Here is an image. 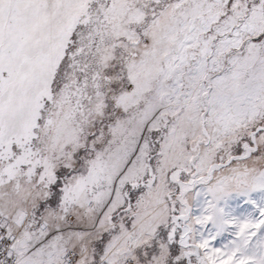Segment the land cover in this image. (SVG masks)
<instances>
[{
  "label": "snow or ice",
  "instance_id": "obj_1",
  "mask_svg": "<svg viewBox=\"0 0 264 264\" xmlns=\"http://www.w3.org/2000/svg\"><path fill=\"white\" fill-rule=\"evenodd\" d=\"M255 192L264 0H0V264H264Z\"/></svg>",
  "mask_w": 264,
  "mask_h": 264
},
{
  "label": "rangeland",
  "instance_id": "obj_2",
  "mask_svg": "<svg viewBox=\"0 0 264 264\" xmlns=\"http://www.w3.org/2000/svg\"><path fill=\"white\" fill-rule=\"evenodd\" d=\"M261 197H264V192H255L251 194V199L257 200L258 202ZM228 204L230 210H232L233 213L236 215H255L254 205L250 202V199L248 197L234 194L232 198L228 201ZM226 239H230L228 233H224L222 236H219L217 238V244H219L220 242H226Z\"/></svg>",
  "mask_w": 264,
  "mask_h": 264
},
{
  "label": "bare ground",
  "instance_id": "obj_3",
  "mask_svg": "<svg viewBox=\"0 0 264 264\" xmlns=\"http://www.w3.org/2000/svg\"><path fill=\"white\" fill-rule=\"evenodd\" d=\"M257 194V193H256ZM263 194V193H262ZM258 195V194H257Z\"/></svg>",
  "mask_w": 264,
  "mask_h": 264
}]
</instances>
